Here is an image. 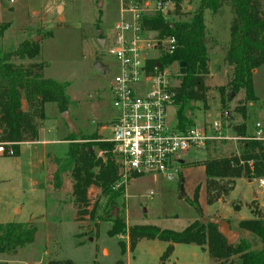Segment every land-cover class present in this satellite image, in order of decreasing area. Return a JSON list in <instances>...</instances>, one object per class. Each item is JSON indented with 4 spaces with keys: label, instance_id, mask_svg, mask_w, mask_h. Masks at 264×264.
Returning <instances> with one entry per match:
<instances>
[{
    "label": "rangeland",
    "instance_id": "obj_1",
    "mask_svg": "<svg viewBox=\"0 0 264 264\" xmlns=\"http://www.w3.org/2000/svg\"><path fill=\"white\" fill-rule=\"evenodd\" d=\"M198 5L199 0H184L183 18H189ZM123 6L122 0H0V21L11 22L0 41V48H15L25 39L40 36L38 42L42 45L40 60L45 63L44 77L69 82V111L78 127L75 133L91 137L88 142L93 144L91 150L98 157L105 155L99 143H113L109 127L117 115L111 90L117 63L108 49L113 43L116 24L134 22L132 13L123 11ZM231 18L228 7L219 13L205 12L209 45L214 33L220 40L228 35L225 33L226 26ZM99 38L107 39L105 47L99 44ZM222 44L220 41V46L210 51L211 71L205 81L209 88L207 104L188 101L185 108L188 120L185 124L204 126L221 121L223 132L231 139L213 140L208 148H194L180 153L179 158L185 162L172 180L159 176L156 183L150 174L128 175L127 184L108 194H103L96 186L90 187L89 210L96 209L95 219H90L89 215L78 218L70 175L64 177L60 190L54 189L52 184L53 172L63 159L69 140V143L40 144L34 152L25 149L19 156L0 155V223L31 222L38 229L32 244L15 252L0 253V264H49L53 259L71 260L74 264H214L207 248L196 244L174 243L172 251H168L172 245L170 242L141 239L136 248L130 250L129 237L120 236L127 248L122 252L118 239L107 233L116 216H122L128 227L152 224L182 231L198 219L221 213L228 217L229 223H234L231 227L240 233V238L251 241L254 248H260L259 239L239 228L235 221L240 217L253 218L254 211L264 217V186L260 185V179L239 178L234 188L220 198L207 194L203 163L210 157L237 151L234 126L243 122V115L236 108L245 100L244 91L229 98L226 90V101L221 103L220 88L228 84L230 69L222 56L221 70L214 71L213 54L222 53L225 47ZM98 59L109 66L107 74L95 69ZM184 66V62L169 66L171 75L168 78L172 89L181 85L180 71ZM254 78L259 99L247 103L249 133L255 132V124L259 121L264 127V65L256 70ZM24 109H27L25 101ZM178 109L177 101L169 106L172 122L178 120ZM45 114V120L37 122L40 137L67 140L71 132L57 105L46 103ZM109 150L119 165L114 145ZM120 174L124 175L119 167ZM224 182L228 186L227 180ZM197 190L202 214L193 203ZM81 232L83 236L76 237Z\"/></svg>",
    "mask_w": 264,
    "mask_h": 264
},
{
    "label": "trees",
    "instance_id": "obj_2",
    "mask_svg": "<svg viewBox=\"0 0 264 264\" xmlns=\"http://www.w3.org/2000/svg\"><path fill=\"white\" fill-rule=\"evenodd\" d=\"M173 1L176 3V17L172 21L165 20L158 12L145 16L142 27L158 31L160 35H174L178 40L176 50L164 54L160 61L163 65L186 63L181 85L173 89L181 126L188 120L185 115L188 101L207 104L209 88L205 81L211 71L212 56L205 12L210 10L219 13L228 7L232 13L229 41L224 48V61L230 69L229 82L220 88V94L221 103L224 104L226 90L229 98L233 94L245 92V100L236 108L242 113L243 122L234 126L237 151L230 155L210 157L203 163L207 194L220 198L234 188L239 178L264 179V140L250 134L246 122L247 103L258 100L254 88V71L264 65V0H199L197 9L189 18H183L185 14L181 11V0ZM10 26V21L0 22V41ZM41 52V42L34 38L25 39L15 48H0V143H12L15 156L19 155L22 142L38 140L40 130L37 122L46 118V103H55L61 113L70 108L71 100L67 93L69 82L44 77L45 63L40 60ZM24 101L27 109H24ZM90 138L70 133L67 138L69 147L55 167L52 184L54 189L60 190L64 177L70 175L78 218L89 215L90 219H95L96 209L89 210V188L96 186L103 194L113 192L112 186L119 179V165L109 150L113 149V143H99L105 155L98 157L91 150L93 144L88 142ZM224 180H227L228 186ZM198 193L197 190L193 203L201 213ZM254 213L253 218L241 220L238 227L257 237L262 244L260 248H254L251 241L245 238L228 246L227 239L218 231L217 225L203 219L194 221L182 231H176L152 224L128 227L122 216H116L107 233L118 239L122 252L127 248L120 236H128L130 250H134L141 239H153L170 242L172 245L168 251H172L174 243L206 247L214 264H264V217L262 213ZM97 227L98 235L99 224ZM37 230V226L31 222L0 224V253L15 252L18 248L32 244ZM82 236V232L76 235L78 238ZM49 264L74 263L71 260L53 259Z\"/></svg>",
    "mask_w": 264,
    "mask_h": 264
},
{
    "label": "built area",
    "instance_id": "obj_3",
    "mask_svg": "<svg viewBox=\"0 0 264 264\" xmlns=\"http://www.w3.org/2000/svg\"><path fill=\"white\" fill-rule=\"evenodd\" d=\"M15 2L16 0H10ZM123 11L132 13L134 22H118L113 43L108 52L117 63V74L111 87L113 106L117 115L110 127L114 151L123 171L112 189L127 184L128 175H153L172 180L180 172L184 160L179 154L194 148H206L213 140L231 139L223 132L221 121L211 125L181 126L172 122L169 106L175 104L169 66L160 58L178 47L174 35H160L158 31L142 27L145 16L161 13L165 20L176 17L173 0H122ZM190 3V1H189ZM181 11L184 0H181ZM191 9V8H189ZM228 114V113H227ZM103 126V127H104ZM255 138L264 140V127L256 123ZM237 140V136L234 137ZM9 147V148H8ZM14 154L12 143H0V155ZM264 186V179H260Z\"/></svg>",
    "mask_w": 264,
    "mask_h": 264
},
{
    "label": "water",
    "instance_id": "obj_4",
    "mask_svg": "<svg viewBox=\"0 0 264 264\" xmlns=\"http://www.w3.org/2000/svg\"><path fill=\"white\" fill-rule=\"evenodd\" d=\"M102 33V31H101ZM35 41H39L40 36L35 37L34 38ZM105 38H99V44L104 47L105 46ZM220 60L221 58L219 56H215L213 58V62H214V67L213 70L214 71H220L221 70V66H220ZM185 63V62H184ZM95 69L101 73V74H107L108 73V67L107 65L103 64V62L98 59L95 62ZM181 74H184L186 72V63L185 66L183 68H181ZM62 117L63 119L66 121V124L68 125L70 132H78V127L76 126L75 122L72 119V116L70 114L69 110H66L64 112H62ZM117 213H115L116 215ZM203 220L209 221L210 223L216 224L218 227V231L227 239V243L228 246L234 245L238 242L239 238H240V233L233 229L230 225L229 222H227V220L220 218L218 216H214L211 218H205Z\"/></svg>",
    "mask_w": 264,
    "mask_h": 264
},
{
    "label": "crops",
    "instance_id": "obj_5",
    "mask_svg": "<svg viewBox=\"0 0 264 264\" xmlns=\"http://www.w3.org/2000/svg\"><path fill=\"white\" fill-rule=\"evenodd\" d=\"M17 1V0H16ZM15 1V2H16ZM26 2H27V0H25ZM230 20L231 19H229V22L227 23V26H226V31L227 32H225L226 34H228V35H226V37H224L222 40H220V38L219 37H217L218 36V34L217 33H214L213 35H212V39L213 40H211V42H212V44L211 45H209L210 46V51H212V50H215L216 48H218L219 46H220V41H222V45H225L226 46V44L228 43V41H229V36H230V33H229V24H230ZM0 22H3V21H0ZM45 26H46V24H44ZM59 26H63V25H58V27ZM61 28V27H60ZM59 28V29H60ZM45 31V30H44ZM208 36H209V34H208ZM106 39V38H105ZM106 44H107V39L105 40V46H106ZM104 46V47H105ZM225 48V47H224ZM224 48H223V50H222V53H218V54H213V57H215V56H219L220 58H222V56L224 57L225 56V50H224ZM108 67V72H109V66H107ZM257 70V69H256ZM256 70L254 71V74H255V72H256ZM253 79H254V87H255V78L253 77ZM256 93V92H255ZM258 99H259V96H258ZM260 122V121H259ZM256 124H255V132H256ZM255 132H252V133H250V134H254ZM40 131H39V138H38V140H35V141H26V142H22L20 145H19V155H21L24 151H25V149H27L29 152H34L36 149H37V145H43V146H47V145H50V144H56V143H59V142H66V143H69V141L68 140H66V139H57V140H50L48 137H43V138H41L40 137ZM47 153V152H46ZM18 155V156H19ZM19 209L21 210V208L19 207ZM17 210V208L15 209V211ZM217 216L218 217H220V218H223V219H225V220H228V217H226V216H224V215H222L221 213H217ZM241 220H243L241 217L240 218H237L235 221H236V223L238 224ZM0 224H4V223H0ZM233 225L234 223H230V225ZM206 248V247H205Z\"/></svg>",
    "mask_w": 264,
    "mask_h": 264
}]
</instances>
